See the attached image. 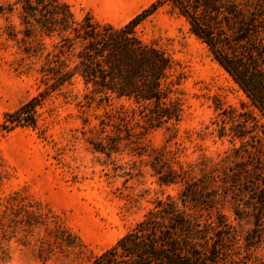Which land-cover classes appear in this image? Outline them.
<instances>
[{
  "label": "trees",
  "instance_id": "16d2710c",
  "mask_svg": "<svg viewBox=\"0 0 264 264\" xmlns=\"http://www.w3.org/2000/svg\"><path fill=\"white\" fill-rule=\"evenodd\" d=\"M16 4L24 52L42 59L41 90L5 115L6 132L23 122L35 127L45 101L79 80L89 105L116 100L132 105V115L122 111L118 122L101 121L100 137L91 142L96 151L118 152L125 140L137 144L141 133L130 126L137 115L148 129H165L169 141L176 138L185 113L184 74L139 33L140 25L164 7L187 21L248 99L227 113L216 104L214 131L233 144L227 154L233 165L208 158L185 167L166 147L140 148L137 154H148L156 182L180 186V192L177 198L155 199L140 222L89 264H264V0H157L120 27L90 14L78 19L64 0ZM29 39H36L37 47L28 46ZM108 126L113 134L104 137ZM218 197L227 199L237 224L250 225L242 238L226 214L219 210L214 217Z\"/></svg>",
  "mask_w": 264,
  "mask_h": 264
},
{
  "label": "rangeland",
  "instance_id": "374dc122",
  "mask_svg": "<svg viewBox=\"0 0 264 264\" xmlns=\"http://www.w3.org/2000/svg\"><path fill=\"white\" fill-rule=\"evenodd\" d=\"M64 1L78 19L90 14L120 27L157 0ZM19 9L16 0H0V264H89L140 222L155 199L177 198L180 186H160L148 154H137L141 149L166 147L185 167L208 158L233 165L227 159L233 144L214 131L216 104L227 113L248 99L187 21L167 7L144 21L139 33L167 53L185 77V113L172 141L165 129H148L137 115L130 123L141 133L137 144L125 140L118 152L96 151L91 142L100 137L101 121L118 122L122 111L132 115V105L126 100L89 105L79 80L45 101L35 127L23 122L10 132L2 130L5 115L41 90L42 59L24 52ZM27 45L35 48L37 40ZM111 130L108 126L104 137ZM215 205L214 217L220 210L240 238L246 235L250 225L233 220L227 199L218 197Z\"/></svg>",
  "mask_w": 264,
  "mask_h": 264
}]
</instances>
